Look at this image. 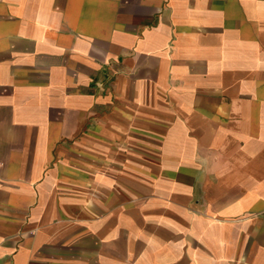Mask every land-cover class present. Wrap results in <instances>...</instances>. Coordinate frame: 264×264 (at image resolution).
<instances>
[{
    "label": "crops",
    "instance_id": "1",
    "mask_svg": "<svg viewBox=\"0 0 264 264\" xmlns=\"http://www.w3.org/2000/svg\"><path fill=\"white\" fill-rule=\"evenodd\" d=\"M0 264H264V0H0Z\"/></svg>",
    "mask_w": 264,
    "mask_h": 264
}]
</instances>
